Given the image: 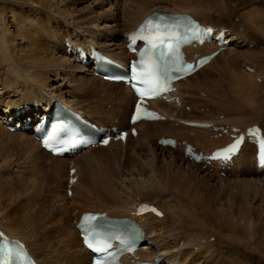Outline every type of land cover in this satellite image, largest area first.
<instances>
[{
  "label": "bare ground",
  "instance_id": "6f19581e",
  "mask_svg": "<svg viewBox=\"0 0 264 264\" xmlns=\"http://www.w3.org/2000/svg\"><path fill=\"white\" fill-rule=\"evenodd\" d=\"M97 1L78 6L77 3L79 1L75 0H0V134L13 135V139L16 138L20 146V155L16 159H9V167L17 166L20 164L19 162H25L26 164L31 162L40 163L42 161H46V163L44 162L45 164L52 162V169L58 166L66 171H61V180L63 181H65L64 175L66 173L64 199L69 201L79 191H82L83 196L77 198V200L84 203L83 207L76 205V203L71 207L69 206V216L67 219L70 218V224L73 226L71 225V230H67L63 218L51 219L56 214L55 209L52 208L44 213L39 212L40 203L35 202L33 205H29V203L20 201L24 197L31 199L27 193L28 191L24 190V192L19 194L13 190L14 187L11 186L12 182L5 181L8 190L3 191L0 189V230L9 237H16L24 241L39 264H90L92 255L82 245L75 224L79 219L80 213L83 211H103L111 216L130 217L145 231L143 243L136 252V255H139L144 260L152 262L158 260L159 264H213V254L209 253L212 246H214V242H210L212 235H206L207 233L204 229L212 230V233H218L217 240H221L223 236L219 235L221 233L220 228L227 224L229 210L227 211V208H222L219 205L213 206V201L210 199L207 201L206 207H204V204L202 205L201 203L204 200L200 201L202 191H200V194L195 181H192V178L190 179L187 174L193 168L201 176L210 174L215 177L216 174H220L221 172L213 162L204 167V161L195 163L190 161L188 157H185L184 148L181 145L182 141H191L197 148L199 144L197 143L198 145H196L193 133L188 134L185 131L182 134L177 129L180 125L188 128L196 127L185 125L184 123L190 120L171 116L165 113L163 109L156 108L155 105L166 103V107L174 105L182 108V113L180 114L184 116L187 113L185 117L188 119L190 118L187 115L193 111H195L196 116L201 111L207 114L210 110V105H206L205 102H203L204 106H201V103H198V107L192 108L191 106V112L184 111V108L189 105L187 100L190 99L186 98V100L180 101V98L189 94L187 91H182L180 87L190 77L197 76L198 73L208 69L217 60V56L193 75L177 82V88L173 94L179 98V101L183 104L182 107H179L176 103H168L161 100L151 102L154 108L167 116V120L157 122L142 121L137 123L135 125L138 130L137 136L128 135L125 144L116 141L111 142L106 147L86 149L73 157H57L44 150L40 146V142L34 139L28 132H10L4 128V123L10 117H13L17 109L21 110L28 107L31 112L46 110L54 100L65 103L66 106L81 113L98 125L108 127L115 125L121 128L125 126L129 127V113L135 100L131 91L122 83L104 81L96 77L91 68L83 67L75 62L73 56L66 53L67 47H65L64 42L68 40L72 48L78 44L86 48L88 43H92L103 53L122 61L128 66L129 59L133 55L127 53L125 49L124 34L126 35L129 31L134 30L144 17L154 11L190 13L203 24H209L216 28L217 31L222 27L227 28L229 30L227 38L233 42L232 45L221 51L218 56L226 50L242 51L251 47L260 48L252 40L246 27L234 28L228 24L218 25V27L213 24L210 19V9L213 7L204 6L205 3L207 4L211 0H145L143 2L141 0H120L121 2L113 0L114 2L109 4V7L100 5ZM213 4L215 5V3ZM249 16L250 18L248 19L250 20L247 21L252 22L250 25L254 27L263 19L262 13L260 14L256 11L249 13ZM236 22L232 23L237 24ZM251 43L253 44L251 45ZM215 49H217L216 44L209 42L200 48H187L186 51L189 58H192L195 52L204 54L212 52ZM246 53L248 54V52ZM256 53L258 54V52ZM233 61L236 62L235 60ZM236 63H238V60ZM242 66L247 72L252 73L254 71V67L249 66L252 69V71H249L245 68L248 65L243 64ZM247 72L245 73L246 76L244 75L242 78V85H236L235 89H229V93L227 94L236 99L235 105L239 109L243 104L249 103V98L253 97H250L251 94L246 95L243 91L247 87H249L250 91L256 88V84L253 81L255 80L253 79L254 75L252 76ZM258 78L260 77L258 76ZM231 81L233 80L231 79ZM96 83L101 86H107L114 91L106 88L105 91L102 90L103 92L99 91L101 93L99 95L97 90L103 88L99 89L98 86H95ZM218 84L216 85L218 86ZM95 92L99 96L97 94L95 96L93 94ZM93 95L97 98L99 97V101L95 99L96 104L94 103ZM200 97L204 98L205 94H200ZM238 99L240 100L238 101ZM161 104L159 105L161 106ZM210 115L214 116L215 114L210 113ZM201 119L203 121H193H215L220 124H227L232 117L220 115L215 120H210V117ZM161 122L173 125L171 126L173 129L168 131L165 128L159 127L157 124ZM254 124L257 123H251L250 125ZM227 125L224 128H227L228 132H231V128L235 127ZM261 128L264 129V126ZM241 129L245 131V129ZM203 130H207L210 134V141L206 143L217 140L226 141L219 143V145L210 150L199 148L198 150L210 152L215 148L224 146L231 140L228 136L215 139V132L208 129ZM173 133L180 135L177 137ZM161 135L174 137L178 145L175 148L159 145L157 140ZM114 145L117 148L109 149L110 146ZM118 147H121V149H118ZM125 147L128 149V155L131 158L129 159L130 164L128 166L125 165L124 171L119 170L117 172L115 170L116 174L111 173V175H108L109 173L106 172L108 176H105V174L101 176L90 171L85 170L83 172L81 170L83 166L82 162L84 164L83 160L86 158L84 153L93 151L91 156L94 158L97 152H107L114 160V164L117 165L118 161H121V157H123V161L125 159L127 153ZM255 153V146L245 143L237 157L234 158L233 164L229 168L230 170L225 169L226 171L222 172L224 174L220 175L226 178L233 177V175L242 178L245 171V173L251 175V178L248 179H254L264 187L262 172L257 171L255 167ZM151 159L155 160V162L161 161L174 168L177 167V169H175L176 171L174 170L173 174H168L165 169L156 170L151 167ZM72 167L76 168L75 175L78 178L70 186L72 193L69 197L66 191L69 170ZM93 186L99 187L101 191L99 193L104 195V200L114 206L116 205L118 209L104 211L108 207L94 208L88 206V202L93 206L92 200L94 199L95 201L101 200L105 202L100 196L98 198L93 196L87 197L86 192L90 190L89 187ZM88 192L92 193V191ZM142 202L157 203L161 207L164 205L166 211L174 219L173 222L170 225L163 224L162 217L159 218L151 213L135 216V209ZM184 206L187 209L188 219L194 222H181L182 215L179 210H182ZM182 211H184V208ZM74 218L76 219L75 223H73ZM68 232H70V240L66 236ZM71 242L77 244V252H71L76 248L72 247ZM203 251L205 254L202 253ZM79 254L82 256L81 262L78 260Z\"/></svg>",
  "mask_w": 264,
  "mask_h": 264
},
{
  "label": "rangeland",
  "instance_id": "374dc122",
  "mask_svg": "<svg viewBox=\"0 0 264 264\" xmlns=\"http://www.w3.org/2000/svg\"><path fill=\"white\" fill-rule=\"evenodd\" d=\"M75 1L77 2L79 1V3H77L78 6L86 5L91 2L93 3L95 2V0H75ZM143 1L145 0H141V2ZM97 2H99L100 5H105L106 7H109V4L113 3L114 1L113 0H98ZM119 2L121 1L119 0ZM212 2L215 3V5ZM213 5L216 7H214ZM204 6H208L209 8L213 7L210 9V14H211L210 19L212 20L211 22H213V24H215L216 26L228 24L229 26H233L234 28L246 27L248 29L247 31H249V35L252 37V40H254V42H256L260 48L251 47V48H248L247 50H242V51L241 50L240 51L239 50H236V51L226 50L225 51L226 53L222 52L221 54L222 56L220 55L216 57L217 60L214 61L208 67V69L204 70V72L202 71L198 73L197 76L190 77L189 80L185 81L186 83L185 82H183L184 84L182 83V86L180 87L181 90L187 91L189 94H186L183 98H180V101L181 100L183 101V99L186 100V98H189L190 100H187V103L189 105L193 104L192 108L198 107V103H201L202 104L201 106H204L203 102H205L206 105H210V108H209L210 110L207 114L213 113L215 114L214 116L204 115V113L202 114L198 113V116H196L195 111H193L191 114L187 115L190 118L188 119L185 117L187 113L184 114L183 112L184 116L181 115L180 113H182V108H178L174 105L168 106L170 107L168 108L166 107L167 106L166 103L164 104L159 103L161 104V106L157 104L155 105V107L159 109H163L165 113H168L169 115L174 116L179 119L182 117V119H186L190 121H193V120L203 121V119L201 118L206 119L210 117L211 118L210 120H215L220 115H223L224 117L226 116L232 117V119L229 120L230 122L227 123L231 126L241 127L245 129L246 127L251 126L250 125L251 123H257L258 125L262 123L263 125L262 124L259 125L260 127H262L264 126V122H263L264 121V34H263L264 33V0H215V1L211 0L209 1V3L207 4L205 3ZM255 11L260 14L262 13L263 19L262 21L259 22L258 25L254 27L250 25L252 24V22H248L250 20L248 18H250L249 13H253ZM240 18L241 20L238 21V19ZM232 22H236L237 24L232 23ZM238 22H239V25H238ZM232 52H234V54H232ZM246 52H248V54ZM256 52H258V54ZM233 56H236V57H233ZM243 57H245L246 59ZM236 58L238 60V63H236L237 62ZM233 60H235L236 62H234ZM243 64H246L252 68L254 67V71L252 73L245 71L242 66ZM225 65H227V67H225ZM235 71L239 73L237 72L234 73ZM246 72L251 74L252 76L254 75L253 79L255 80L253 81L256 84V88L252 90L253 94H252V91L249 90V87H247V89L243 91V93H245L246 95L251 94L250 97L251 96L253 97L249 98V103L243 104V106H241V108L239 109L235 105L236 99H234L232 96H228L227 94L229 93L228 92L229 89L231 88L235 89L236 85L237 86L242 85V78L244 77V75L246 76L245 74ZM237 74H240V75H237ZM258 76L260 78H258ZM231 79L233 81H231ZM193 84H194V87H193ZM216 84H218V86ZM95 86H98L99 89L103 88L101 90H97L99 95L101 94L99 93V91H102V90L105 91L106 88L110 91L112 90L111 88H108L107 86H103V85L101 86V85H98L97 83L95 84ZM202 93L205 94L204 98L200 97V94ZM93 94L95 95L97 94V92ZM98 94L97 96H99ZM95 96H94V103L96 104V101H99L98 100L99 97L97 98ZM239 100L240 99H238V101ZM185 111L190 112L191 110H185ZM252 113L254 114V116ZM246 117H248L250 120ZM244 118L247 121L246 120L244 121ZM233 119H236V120H233ZM157 125L159 127H162L163 129L165 128L168 131H171L173 129V127H171L173 125L169 123L161 122V123H158ZM177 130L181 131L182 134L185 133V131L188 134L193 133L195 135L194 139L197 141V142L195 141L196 145L199 144L198 148L203 149V150H210L211 148L219 145V143L226 141V140H217V141H212L210 143H206L210 141V134L207 132V130H203L199 128H188V127L180 125V127ZM173 134L177 137H179L178 135H180V134H175V133ZM10 136L5 135V134H0V189L3 191H7L8 187L5 181H10L12 182L11 186L14 187L13 190L17 191L19 194L24 192V190L28 191L27 193L30 196L29 198L31 199L24 197V198H21L20 201L29 203V205L30 204L33 205L35 202H37L38 204L40 203L39 205L40 208L39 206L37 207L39 208V212H42V213L47 212L51 210L52 208L55 209L56 214L51 219L56 220L59 218H63V220L65 221V224H64L65 227L67 228V230H71L72 224H70V218L67 219L69 216L68 215L69 206L71 207L75 203L78 206L84 205V203L77 200V198L83 196L82 191L81 192L79 191L78 194H76L73 199L70 198L69 201L65 200L64 199L65 197L63 196L65 195V187H66L65 186V181H66L65 175L66 173L64 175L65 181H63L61 180V175H62L61 171L62 170H64V172L66 171L65 169L58 167V166L57 167L53 166L56 169L55 170L53 168L54 169L53 170L52 169L53 164L52 162H49V161H47L50 163V164L47 163L48 165L45 164L46 161H44L45 163L43 161L40 163L33 162L34 165L32 162L27 163V164L25 162H19L20 163L18 164L19 166L17 165L14 167H9L10 166L9 159L11 158L16 159L20 155V146H19L18 141H16V138L13 139L14 137L13 135L11 137ZM127 144H128V141H127ZM111 148H117V147L116 145H114V146L109 147V149ZM118 149H121V147H118ZM126 151L127 153H126L124 161H123V157H121L120 159L121 161H118L117 165L114 164V160L112 159L110 154H108L107 152H104V151L97 152L94 155V158L91 156L93 154V151L84 153V156L86 155V158L83 160L84 164L82 162L83 166L81 167V170L83 172H85V170L90 171L92 173H95L101 176H104V174L106 176L108 173H109L108 175H111V173L116 174V171L119 172V170L124 171V168L128 166V164H130L129 159L131 158L128 155V149H126ZM175 154L177 153L175 152ZM140 157L144 158L143 156H140ZM159 162L161 161L155 162V160L153 161L151 159L150 161L151 167L156 170L165 169V171L168 172V174H173V172L176 171L175 169H177V167L174 168L172 166L166 165L165 163H162V162L159 163ZM30 165L31 166L33 165V166L31 167ZM195 170H196L195 168L190 169V172H188L187 175L190 179L192 178V181L193 180L195 181V184L197 185V189L199 190V193L200 191H202L203 195L200 193L201 194L200 201L204 200L201 202L202 205L204 204L203 206L206 207L207 201L210 199L213 201V206L219 205L222 208H227V211L229 210V214H228L229 218L227 220V224L223 225L222 228H220L221 233H219V235L223 236L221 240H217L218 233L214 231H213L214 233H212V230H209L206 228L204 229L205 232L207 233L206 235H212L210 238V242H214V246H212V249H210V253H209V254L211 253L213 254L212 258L214 257L213 258L214 261L212 263L213 264L214 263L215 264H264V187H262L261 184L259 182H256L254 179H248V178H251V175L248 173H245V171L243 172L242 178L236 175L235 176L233 175V177L226 178V177H222L219 173L218 174L215 173L216 174L215 177L210 174H207V176H201L200 174H197ZM89 189L90 190L88 191H92V193L88 191L86 192V195H88L87 196L88 198L91 196L98 198L100 196L101 199L105 201L104 195L99 193L101 192L99 187L93 186V187H89ZM25 198H26V201H25ZM92 201H93L92 202L93 206L95 208L97 207L107 208L108 207L104 211H112L113 209L115 210L118 209L116 205L114 206L108 201H105V202H102L101 200L95 201V199ZM87 205L92 206L89 202ZM155 205H157V203ZM158 207L164 213V216L162 217V223L170 225L174 219L170 216L168 211H166V208L164 207V205L162 207L161 205H159ZM43 208L45 211L42 210ZM183 208H184V211H182ZM183 208L182 210L178 209L179 212H181L180 214L182 215L181 217L182 221L181 220L180 221L181 222H185V221L194 222L193 220L188 219V213H187L186 207L184 206ZM58 214H61V215H58ZM73 223H74V220H73ZM69 233L70 232L67 233L69 236L66 235L68 240H70ZM71 244H72V247L74 246L77 249L75 248L74 251L73 250L72 251L70 250V251L72 253L77 252L78 251L77 244L74 242H71ZM202 253H204V251ZM78 260L79 262L82 261L81 254L78 255Z\"/></svg>",
  "mask_w": 264,
  "mask_h": 264
},
{
  "label": "snow or ice",
  "instance_id": "6c2138e0",
  "mask_svg": "<svg viewBox=\"0 0 264 264\" xmlns=\"http://www.w3.org/2000/svg\"><path fill=\"white\" fill-rule=\"evenodd\" d=\"M164 27H179V24L165 25ZM144 28L151 29L159 33L161 25L154 24L153 21L148 20L144 25ZM157 38L161 37L158 36ZM169 48L170 51L173 50L171 45L169 46ZM140 65L141 67L139 72H137L135 68L133 69L134 78L138 79L145 85V90L143 92H140L138 89L139 94L141 96L145 94H158L162 89V85L166 84V77L169 71L167 61H164L162 58V62L157 63L150 58L148 61L141 60ZM162 77H164L165 79H162ZM139 111L140 108L139 105H137V113H139ZM138 118V115H134L132 117L133 121ZM104 143H107V140H105ZM45 146H47V142H45ZM97 219L98 218L94 216H85L83 218L82 226L86 225L85 232L87 233V235H85V244L94 253L107 254L108 256H110L111 253L108 252V249L111 247V245L106 239V233L104 232L102 226L95 223ZM4 253L6 257H10L14 254V250L12 248H5ZM15 254L22 255V253L19 252ZM94 264H107V261L106 259H97L95 260Z\"/></svg>",
  "mask_w": 264,
  "mask_h": 264
}]
</instances>
